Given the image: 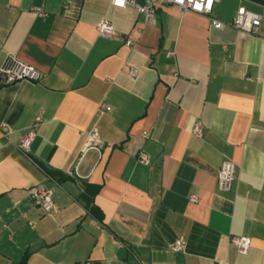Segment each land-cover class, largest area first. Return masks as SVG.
<instances>
[{
  "label": "crops",
  "instance_id": "0c3cea01",
  "mask_svg": "<svg viewBox=\"0 0 264 264\" xmlns=\"http://www.w3.org/2000/svg\"><path fill=\"white\" fill-rule=\"evenodd\" d=\"M240 6L260 14L255 33L231 25ZM211 17L225 26L171 5L147 25L111 0H0V66L15 56L43 73L0 80V264H264V0H218ZM36 186L55 212L33 204Z\"/></svg>",
  "mask_w": 264,
  "mask_h": 264
},
{
  "label": "built area",
  "instance_id": "2783aa9c",
  "mask_svg": "<svg viewBox=\"0 0 264 264\" xmlns=\"http://www.w3.org/2000/svg\"><path fill=\"white\" fill-rule=\"evenodd\" d=\"M218 0H111V4L114 6L124 7L126 5L136 9L142 16V21L147 25H154L156 23V10L161 5H171L178 8L181 12L191 11L201 15L208 16L210 25L213 28H222L225 23L211 17V12L214 4ZM35 13L44 17L46 13L37 7L34 9ZM260 14L246 9L243 6L237 8L236 13L231 21V25L246 33H255L260 25ZM96 30L98 36L106 39L113 38L116 35L115 29L110 21L106 18L100 19L96 24ZM127 44H130V40H126ZM172 54V52H168ZM129 77L136 75V70L131 69L128 73ZM43 76L42 71L36 68L34 65L18 59L15 56H11L0 66V80L3 84H10L22 80H30L37 82ZM100 107L103 110H109L110 107L106 104H101ZM40 117H36L35 123L27 130V132L20 138L17 143V147L20 151L26 153L36 135V126ZM3 134L8 133V129L1 127ZM192 132L196 136H201L202 131L199 124H196ZM88 146L95 147L100 140V135L96 128H92L86 133ZM144 137H147V133H143ZM1 145V143H0ZM137 160L139 163L149 165L150 160L148 155L140 150L137 154ZM236 179V167L231 160H224L217 171V187L221 191H229L232 187L234 180ZM52 191L43 186H36L30 189V198L35 206L40 208L44 213L51 214L55 212V206L51 198ZM195 200V197H192ZM230 243L234 245L237 251L241 254L248 252L251 239L247 236H230ZM185 242L182 237L177 238L172 244L173 250L184 249Z\"/></svg>",
  "mask_w": 264,
  "mask_h": 264
},
{
  "label": "trees",
  "instance_id": "16d2710c",
  "mask_svg": "<svg viewBox=\"0 0 264 264\" xmlns=\"http://www.w3.org/2000/svg\"><path fill=\"white\" fill-rule=\"evenodd\" d=\"M47 173L49 174V175H51L48 171H47ZM92 209V208H91ZM100 219V218H99Z\"/></svg>",
  "mask_w": 264,
  "mask_h": 264
}]
</instances>
